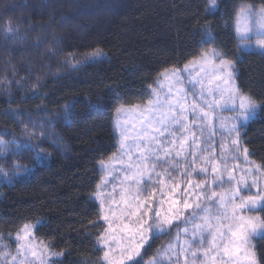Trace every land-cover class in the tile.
Masks as SVG:
<instances>
[{
  "label": "trees",
  "instance_id": "16d2710c",
  "mask_svg": "<svg viewBox=\"0 0 264 264\" xmlns=\"http://www.w3.org/2000/svg\"><path fill=\"white\" fill-rule=\"evenodd\" d=\"M217 3L207 13V0H0V136L38 144L50 154L41 163L34 152L0 160L6 169L13 161L31 169L0 186L3 237L39 221L36 237L64 253L58 264H100L94 245L101 229L89 221L99 211L92 198L101 181L99 162L118 151L115 109L145 105L148 86L163 69L182 68L215 47L235 62L241 92L264 102V55L242 53L235 31L239 7H264V0ZM9 23L22 39L5 37ZM206 25L214 44L200 43ZM97 48L105 55L89 58ZM25 125L47 139H30ZM242 141L264 170V107L243 128ZM172 234L153 239L144 261ZM254 246L264 264V238Z\"/></svg>",
  "mask_w": 264,
  "mask_h": 264
},
{
  "label": "snow or ice",
  "instance_id": "6c2138e0",
  "mask_svg": "<svg viewBox=\"0 0 264 264\" xmlns=\"http://www.w3.org/2000/svg\"><path fill=\"white\" fill-rule=\"evenodd\" d=\"M217 8V0H207L205 12L212 13ZM235 31L242 53L259 51L264 55V7L258 11L252 6L239 7L235 12ZM4 35L8 39L18 38V29L9 23L4 28ZM253 38L254 44L251 42ZM214 42L211 26L206 25L200 43ZM103 55V50L97 48L89 54V58ZM77 66L72 64L73 68ZM197 66L199 70L193 75L191 69ZM234 68L235 62L226 54L215 47L208 48L202 50L198 58L188 61L183 69L172 67L160 71L155 87L148 86L150 98L145 105L126 107L120 104L116 107L114 130L119 131V157L114 154L109 162H99L105 175L92 194V198L99 202V211L97 219L89 221L92 227L101 229L94 245L95 251L102 253L100 264H179L181 257L184 264H188L189 255L193 264L197 260H203L205 264H257L250 241L254 237L264 238V216L248 213L264 211V190L256 188L253 193L252 188L256 187L257 181L249 184L244 175L237 179L235 167L229 169L226 165L228 153L241 152L240 128L256 117L264 102H257L235 86ZM70 108V105L65 106L66 119ZM218 109L237 113L231 118H220L219 132L224 139L220 144L219 163L215 160V148H203V141L198 143L195 131L199 129L202 133L207 125L202 126L198 121L215 120L214 114ZM132 112L138 113V116L135 123L129 126L128 120L123 117ZM12 115L17 118L19 114ZM225 120L232 122L226 123ZM35 127L33 124V129ZM24 132L30 139H47L46 133L30 131L27 125ZM176 132H180L182 138L175 137ZM215 134L214 130L210 136ZM185 145H188L187 152ZM10 149L11 155L17 157L25 152H34L36 163H41L50 155L38 144L16 139L9 141L0 136V159L7 157ZM242 151L247 161L248 149ZM204 152L211 155L204 156ZM124 156H128V163L120 169L124 173L123 178L119 186L113 185L112 190L106 192L111 183L108 176L115 170L112 161ZM233 158L239 159V156ZM198 160L204 162L199 168L195 167ZM209 164L213 188L235 182L234 186L223 193L213 190L209 194ZM261 167L256 166V170ZM21 171L26 175L31 169L13 161L12 174ZM224 173H227L226 177ZM0 176L11 182L12 176L3 167H0ZM196 177L204 179L197 180ZM202 199L210 201L219 211L211 215L208 206H201ZM165 203L168 208L162 211ZM190 209L191 214L183 219L184 227L180 228L178 222ZM205 213L209 215H201ZM39 225V221L36 225L24 223L17 229V255L11 257L10 264H58V258L64 253L54 252L50 243L36 239L34 230ZM173 227L178 229L175 242L157 249L152 258L144 261L141 253L146 251L145 245L151 247L150 240L166 235ZM181 233L187 237L184 241L180 240ZM7 247L3 243V234H0V249ZM9 255L0 251V257L5 261Z\"/></svg>",
  "mask_w": 264,
  "mask_h": 264
},
{
  "label": "rangeland",
  "instance_id": "374dc122",
  "mask_svg": "<svg viewBox=\"0 0 264 264\" xmlns=\"http://www.w3.org/2000/svg\"><path fill=\"white\" fill-rule=\"evenodd\" d=\"M247 6H252L253 7V10H255V11H258L259 9L262 8L261 6H254V5H247ZM251 42L254 44L255 43V38H253L251 40ZM255 52H258L259 53V51H255ZM179 69H183V67L182 68H179ZM235 69H236V66L233 69V72H234V83H235V86L238 87V83H237V73L235 72ZM191 70L193 72V75H195V73L199 70V66H197L196 68H193ZM223 86L224 87H227V85H223ZM153 87H155V86H153ZM161 95H163V93H161ZM189 102H191L190 99H189ZM141 106H143V105H141ZM258 113H259V110L257 112V115H258ZM214 115L216 117L215 120H213V119L210 118L208 121H198V124H201L202 126L203 125H207L206 127H204V130H203L202 133H201V131L199 129H196L195 131H196V136L199 138L198 139V143L200 142V140L203 141V145H202L203 148H206V149L213 148V147L215 148V160H216L217 163H219L220 162V159H221L220 144H221L222 139H224L221 136L220 132H219L220 118H231V117H234L235 115H237V113L236 112H233V111H230V110H227V109H225V110H219L218 109L215 112ZM257 115H256V117L254 119L257 118ZM137 116H138V113L132 112L128 116H124L123 118L126 119V120H128L129 126H131L132 123H135ZM254 119H252V120H254ZM252 120H250L249 122H251ZM225 122L226 123H231L232 121L225 120ZM246 126H244V127H246ZM137 127H138V125H137ZM244 127H241L240 128V137H239V139H240V145H239V147L241 149V152L239 154H237L235 152L228 153V159H227V165L226 166L229 169H233L235 167L234 175L237 177V179H239V177L241 175H244L245 178L248 180L249 184H251L253 180H256L257 181V185H256V187L252 188V192L254 193L256 191V188H259L261 190H264V170L262 169V167L260 168L259 171L256 170V166H261V165H258L257 163H255L250 158L249 151H248V155H247V161L245 160V154L242 151L244 148H246L244 146V144H243V141H242V134H243V128ZM214 130H215L216 134L214 136H210V134ZM115 131H116V136H117V140H118L119 131L118 130H115ZM175 137L182 138V134L180 132H176ZM175 137H169V139H173ZM225 142H227V141H225ZM178 143H179V141H177V144ZM185 149H186V152H187L188 145H185ZM11 151H12V149L9 150V155L4 158L5 160L9 156L13 157L11 155ZM115 155H117V157H119L118 151H117V153ZM135 155H136L135 149H133V157H134L133 162H135ZM203 155L204 156H209V155H211V153L210 152H204ZM236 155L239 156V159H234L233 158ZM4 159H0V160H4ZM120 160H122V163L120 162ZM120 160H113L112 161V164H113V167H114L115 170L112 172V174L110 176H108V179L111 181V183L105 189L106 192H110L112 190L113 185L119 186L120 179L123 178L124 173L122 171H120V169L124 165H126L128 163V156H124V157L120 158ZM189 160H191V157H189ZM104 161L107 163V162H109V159L108 160H104ZM203 164H204L203 160H198L197 161V164L195 165V167L199 168V167L203 166ZM6 166L7 165H6V162H5V165L0 166V167H3L5 170H7L9 172V175L12 176L11 182H13V181H15L17 179L24 178L27 175V174L25 175L22 171L21 172H18L16 175H13L12 174V167L10 169H6ZM207 166L209 168V173H208V176H207V182H208V185H209V188L207 190H208L209 194L213 190L216 191L217 193H223V192L228 191L230 189V187L234 186L235 182H233V185H228L227 183H225L222 188L221 187H215V188H213L211 186V181H212L211 164H209ZM99 168H100V166H99ZM157 170H159V169H157ZM100 172H101V170H100ZM103 175H105V173H102L101 172V177ZM224 175L226 177L227 176V173H224ZM196 179L197 180H201V179H204V177H196ZM11 182H8V181L4 180L3 177L0 176V186L2 184H4V183H11ZM95 201L99 205V202L97 200H95ZM200 203H201V206H208L210 208V214L213 215V216L219 211V209L214 204H212L210 201H206V200H203L202 199L200 201ZM167 208H168V204L165 203L162 206V209L161 210L162 211H166ZM191 212H192V210L190 209V210H188V212H186V213L183 214V216L181 217V221L178 222L180 228H183L184 227V224H183L182 221H183V219L186 216L190 215ZM248 214L249 215H259V210H256L255 212L248 213ZM201 215L208 216L209 213H205V214H201ZM199 222L200 221H197V223H199ZM32 224L33 225H36L37 223H32ZM36 228L34 230V235H35ZM189 228H191V225H189ZM171 231H173V234H172L171 240L169 242H173L174 243L175 242L174 238H175V236L177 234L178 229L176 227H173L171 229ZM35 237H36V235H35ZM36 239L39 240L37 237H36ZM185 239H187V237H185L181 233L180 240L181 241H184ZM257 239H259V238L258 237L252 238L251 241H250V243H251L252 250H254V252H255V256H256V259H257V264H259L258 258H257V255H256V251H255V246H254V243H255V241ZM40 241H42V240H40ZM151 241L152 240H150V242ZM3 243L6 244V245H8V247L7 248H4V249H0V251L7 252L10 255L8 256L7 261H5L3 257H0V264H10L11 257L17 255V253H16V244H15V234L13 236L3 237ZM146 247H147V245H145V248ZM205 247H207V244H205ZM52 251H54V250H52ZM54 252H56V251H54ZM143 253H144V250H142V253L141 254L143 255ZM62 258H63V256L59 257L58 258V261L61 260ZM18 259H23V257H19ZM37 264H38V262H37ZM179 264H184V261H183V258L182 257H181V259L179 261ZM188 264H193V258L191 257V255H189V257H188ZM195 264H205V262L203 260H197V261H195Z\"/></svg>",
  "mask_w": 264,
  "mask_h": 264
}]
</instances>
